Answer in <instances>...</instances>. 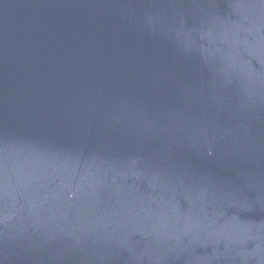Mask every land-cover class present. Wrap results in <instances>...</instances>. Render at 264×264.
I'll use <instances>...</instances> for the list:
<instances>
[{
    "label": "water",
    "instance_id": "water-1",
    "mask_svg": "<svg viewBox=\"0 0 264 264\" xmlns=\"http://www.w3.org/2000/svg\"><path fill=\"white\" fill-rule=\"evenodd\" d=\"M0 264H264V0H0Z\"/></svg>",
    "mask_w": 264,
    "mask_h": 264
}]
</instances>
